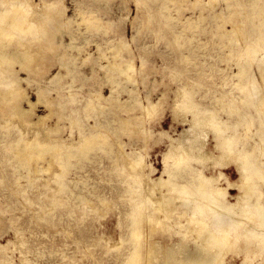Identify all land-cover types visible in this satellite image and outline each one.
<instances>
[{"label": "rangeland", "instance_id": "rangeland-1", "mask_svg": "<svg viewBox=\"0 0 264 264\" xmlns=\"http://www.w3.org/2000/svg\"><path fill=\"white\" fill-rule=\"evenodd\" d=\"M11 1L1 0L0 11ZM22 1L39 13L31 19L40 34L23 35L25 46L13 37L4 41L10 50L33 57L25 66L5 65L0 80V93L16 90L0 96V264H126L135 248L131 214L141 200L156 202L169 192L160 178L178 186L209 179L227 191L225 202L243 198L237 166L232 160L221 164L215 136L221 127L240 123L232 132L241 136L242 152L259 141L261 114L246 102L247 79L240 80L238 72L244 64L251 80L259 78L254 92L261 98L260 67L246 57L244 44L259 39L255 47L264 48V0ZM234 13V19L239 14L247 19L243 44L231 32L228 18ZM125 64L132 65L131 79L112 72ZM182 91L188 97L177 106ZM194 116L201 129L195 126L191 147L187 134ZM182 138L188 157L177 164L174 153ZM21 139L47 147L37 148L42 160L28 164L17 158ZM80 139L93 147L76 146ZM52 145L61 151L51 154ZM52 156L55 164L47 170ZM137 160L140 171L130 168ZM58 165L65 169L55 192L58 182L51 180ZM131 187L146 193L133 194ZM258 191L261 196L247 198L240 208L264 203V181ZM150 212L144 207L145 229ZM173 233L157 234L169 244L163 251L177 249L181 236ZM148 234L142 232L143 256ZM241 234L227 264L244 261L245 231ZM181 252L171 264H180Z\"/></svg>", "mask_w": 264, "mask_h": 264}, {"label": "bare ground", "instance_id": "bare-ground-1", "mask_svg": "<svg viewBox=\"0 0 264 264\" xmlns=\"http://www.w3.org/2000/svg\"><path fill=\"white\" fill-rule=\"evenodd\" d=\"M5 6L8 7H5L2 11H0V45H2L0 47V70L2 69L0 71V80H2L5 65H12L13 63L17 62L22 66H25L28 63H31L30 61L33 57L31 53L21 52L19 50H10L11 44H4V41L8 37H13L20 44H22V46H25L23 35L28 34L31 35L32 38L38 39L40 34V30L38 29L39 27L36 25L34 20L31 19L32 15L34 17V15H39V13L30 9L28 2L22 0H12L11 2H6ZM50 8L51 6H49V9ZM48 10L46 11V15L51 17V14H48ZM235 16L236 14L234 13L228 18L229 22L232 23L231 32L237 35V42L243 44L246 42L249 34L246 26L247 19L241 14H239L236 19H234ZM263 24L264 21L262 25ZM16 31L18 33L15 35ZM258 41L259 39L257 40L256 44H259ZM256 44H244V51L246 57H248L251 61L258 62L260 67L259 73L261 72L260 81L264 82V48L263 46H260V49H258L255 47ZM131 69V64H125L119 67H116L115 65L112 69V72L118 71L119 73L127 76L128 79H131V76L128 73V71ZM255 69L256 68H254V70ZM238 77L240 80H245V78L247 79L246 85L244 87V91L247 92L245 100L261 114L258 137L259 141L255 143L250 150L242 152V145H240L241 136L236 131L232 132V129H236L238 126H240V123H235L233 126L226 125L225 127H221L219 129L217 135L215 136V148L220 151L223 158L225 159L223 162H221V164L224 165L228 163L229 160L235 162L240 173V188H242L243 191V198L234 204L225 202L227 191L222 188L212 186L209 179H203L199 185L195 186L186 183L178 186L170 179L164 180L160 178L159 184L161 186H168L170 189L169 192L167 194H163V196L156 202H148L144 199V201L141 200L135 205V208L133 209L134 211L131 214L133 225L135 227L131 236L133 238L135 248L132 254L128 257L126 264H171L176 255L181 251H183L180 253L182 254V257L179 259V261H177L180 264H227L228 255L231 254L235 249L239 248L238 242L242 236V231H245L246 235L245 243L243 245L246 256L242 264H250L251 259L255 257H263L264 203L259 202L254 207L251 205H244L243 208H240V203L244 204V201L247 198H250L256 194L261 196V193L258 191V184L264 181V162L259 164L258 158L261 156L264 157V92L262 91L263 98H260L258 93L257 96L259 98H257L255 94L256 92L254 91L256 88L260 87L259 84H257V82L259 83V78H256L257 81L251 80L249 69L244 64L239 65ZM11 83L12 82L9 81V83L5 84L8 89L11 86ZM15 91L16 90H13V92L12 90L11 92H1L0 96H2V98L4 96L8 97L14 94ZM254 96L256 99H254ZM183 97H188V93L182 91L179 94V97H177L178 99L176 100L177 106L179 103H181ZM156 108L157 105L147 109L146 115L150 116L153 114L156 111ZM191 111L194 113V115L197 112L196 109H192ZM243 115L244 117H247L246 114ZM193 120H191L192 122L190 121V130H188L187 134V137H191L189 138L190 144L192 142H197V140L194 141L196 137L195 132H197L194 131V129L200 128L199 126H196L199 124L197 123L199 122L198 118L195 119L194 116ZM248 124L249 125H246L247 130L250 129V123ZM227 131H229V133ZM38 133L40 132H37L35 137L39 136ZM199 135L202 134L199 133ZM184 136H186V134ZM184 140L186 139H183L182 142L180 141L177 150L175 149L176 151L172 150L175 151L174 155L177 164L184 162L188 157L189 149L187 150L185 148L186 143ZM37 143L39 142L21 139L17 143V146H22L14 149L16 157L28 164H31L33 161L40 159L42 160L43 153L39 152L37 148L41 147L47 149V147L41 145L40 143V146H38ZM92 144V141L80 139L76 146L83 147V150L86 149L87 151L89 148L91 149L93 147ZM59 147L61 146L59 145ZM59 147L58 145H52L49 146L48 149L51 154L52 152L55 154V152L59 151ZM83 150L80 152L82 153ZM69 156L70 154L68 153V157ZM190 157H192V155ZM55 161L56 157L52 156L48 163L49 167L47 170H51L52 166L55 164ZM141 163V160H137L130 165V168L135 171H140ZM59 168V172L54 174L51 180L55 181V183L59 181L60 173L62 174L63 169H65L62 165L59 166ZM136 177L137 182L141 180V178H138L139 176ZM61 187L62 184L58 182L55 192H58ZM142 189L144 190V187ZM130 190L131 193L133 192V194L139 193V195H141L146 193L135 187H131ZM146 196L148 199L149 196ZM172 200H174L173 204L171 203ZM211 200L212 202L210 203L209 201ZM181 201L183 203H181ZM144 207H150L153 210L152 213L150 212L145 214L147 221L146 229L145 226L140 225L144 217ZM159 211H162L163 213L161 214ZM157 212L163 216H157ZM185 218L187 219L185 220ZM184 220L185 222H183ZM144 230H147L149 234L147 235V251L143 256L140 250L143 246L141 237ZM158 233H173L172 236H175L176 234H178V236L180 235V239L175 244L177 249L175 250L171 248L163 251V248H166L169 244L163 243L161 241V238L159 237L162 235L156 237ZM194 249L198 251L194 252ZM160 257L161 260L158 261ZM259 264H264V257L261 262H259Z\"/></svg>", "mask_w": 264, "mask_h": 264}]
</instances>
